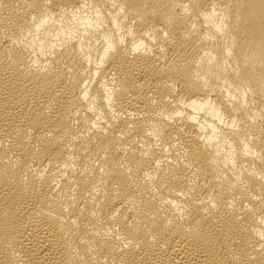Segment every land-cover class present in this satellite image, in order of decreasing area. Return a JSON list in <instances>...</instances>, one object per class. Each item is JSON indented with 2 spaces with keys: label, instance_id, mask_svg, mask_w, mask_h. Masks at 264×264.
<instances>
[{
  "label": "bare ground",
  "instance_id": "1",
  "mask_svg": "<svg viewBox=\"0 0 264 264\" xmlns=\"http://www.w3.org/2000/svg\"><path fill=\"white\" fill-rule=\"evenodd\" d=\"M0 264H264V0H0Z\"/></svg>",
  "mask_w": 264,
  "mask_h": 264
}]
</instances>
